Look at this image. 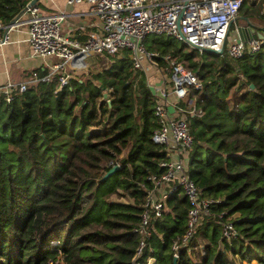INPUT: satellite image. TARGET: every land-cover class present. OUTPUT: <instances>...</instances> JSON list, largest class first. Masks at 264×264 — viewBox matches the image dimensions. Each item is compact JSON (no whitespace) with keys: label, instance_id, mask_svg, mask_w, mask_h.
I'll list each match as a JSON object with an SVG mask.
<instances>
[{"label":"trees","instance_id":"1","mask_svg":"<svg viewBox=\"0 0 264 264\" xmlns=\"http://www.w3.org/2000/svg\"><path fill=\"white\" fill-rule=\"evenodd\" d=\"M31 1L0 0V20L9 24ZM239 12L264 22L260 4ZM144 45L167 75L170 55L201 82L190 94L202 114L187 118L188 173L202 197L216 200L210 213L174 250L189 202L173 193L138 252L148 177L163 172L166 155L151 139L157 97L124 49L61 88L55 74L10 103L0 99V264H48L59 255L65 264H264V45L235 60L164 35ZM225 223L236 232L229 239Z\"/></svg>","mask_w":264,"mask_h":264},{"label":"built area","instance_id":"2","mask_svg":"<svg viewBox=\"0 0 264 264\" xmlns=\"http://www.w3.org/2000/svg\"><path fill=\"white\" fill-rule=\"evenodd\" d=\"M82 1L89 4L90 13L101 23V32L89 34L84 41L63 34L62 15L45 14L36 4L28 6L30 2L26 5L24 12L29 14V52L31 56L47 59L42 69L47 71L40 75L33 70L19 82L8 78L0 84V99L10 103L15 93L24 92L30 85L51 79L55 74L58 75V87L61 88L67 84L72 73L90 67V57L107 59L108 64H111V56L124 49L130 51L133 66L145 73L149 68L145 65V57L148 63L158 65L153 58L157 53L148 52L144 45L145 37L151 34L173 37L200 53H225L233 60L245 53L258 52L264 45V38L242 41L238 35L228 41L231 24L243 3L260 4L264 15V0H67V4ZM13 26L0 20V46L8 43V31ZM164 59L170 65V73L165 76V72H160L158 82H148L147 85L157 97L154 115L158 127L151 139L163 146L166 159L160 163L163 172L148 177L152 187L146 190L143 203L138 252L144 247L149 222L168 210L166 200L173 193L181 192L189 202L187 231L173 243L174 250L190 241L203 218L210 213V205L216 202L202 197L188 173L193 137L187 118L202 114L201 107L194 105L190 94L192 89L201 87V82L170 55ZM235 234L231 223L223 225V237L229 239ZM48 264L65 262L59 255Z\"/></svg>","mask_w":264,"mask_h":264},{"label":"crops","instance_id":"3","mask_svg":"<svg viewBox=\"0 0 264 264\" xmlns=\"http://www.w3.org/2000/svg\"><path fill=\"white\" fill-rule=\"evenodd\" d=\"M36 5L45 14L62 15V31L67 37L84 41L89 34L101 32L99 19L90 13L89 4L85 1L67 4V0H38ZM28 18V13H21L8 31V43L0 46V84L8 78L22 81L31 71L44 69L47 59L31 56L29 52Z\"/></svg>","mask_w":264,"mask_h":264},{"label":"rangeland","instance_id":"4","mask_svg":"<svg viewBox=\"0 0 264 264\" xmlns=\"http://www.w3.org/2000/svg\"><path fill=\"white\" fill-rule=\"evenodd\" d=\"M243 4H246L247 6H250V7H253V6L256 5V4L250 3V2H244ZM250 21L251 22H249V21L246 22V20L244 19V15L242 14V12H238V15H237L236 19L231 24L232 26L230 27L228 41H230L234 37H236V35H237L236 27L239 26V25L242 26L243 24L248 23V25L250 24V25H253V26H260V27H262L264 29V22L263 21H258V20H256V18H252V19H250ZM144 61L147 63L145 65H148V67H149V68H147L145 70L147 83L148 82L149 83H151V82L157 83L158 80H159L160 72H165V71L163 69H161L158 65H153V64L148 63L146 57H145ZM88 62L90 64V67L89 68H87L86 70L78 71L75 74L81 75L82 73H85V75H87V72L88 71H92V73H94V72H97L100 69H102L104 67H107L109 65L107 59H101L100 57H96V56L95 57H91L88 60ZM164 74H165V76L167 75V73H164ZM110 180H111V178L108 179L107 182L110 183ZM111 199L116 200V201H128L129 200V198L126 197V196H118V195L112 196ZM199 249L200 248L198 247L196 251H198ZM242 264H258V263L256 261H254V262H251V263L243 262Z\"/></svg>","mask_w":264,"mask_h":264},{"label":"water","instance_id":"5","mask_svg":"<svg viewBox=\"0 0 264 264\" xmlns=\"http://www.w3.org/2000/svg\"><path fill=\"white\" fill-rule=\"evenodd\" d=\"M37 1L38 0H32L28 6L36 4ZM18 18H19V15L17 17H15L8 25H14L16 23V21L18 20ZM7 29H8V27L6 28V30ZM236 30H237V35H238L239 39L242 41H247V40H251V39H263L264 38V33L260 30H256L254 28V26H252L250 24L246 25V26L239 25L236 27ZM117 168H118V165H113L111 167V169L109 171H107V173H105V175L102 177V179L104 180V179L108 178L110 175H112L117 170Z\"/></svg>","mask_w":264,"mask_h":264}]
</instances>
